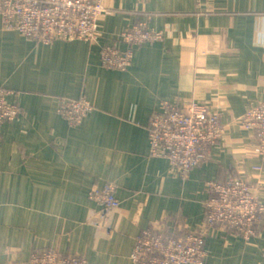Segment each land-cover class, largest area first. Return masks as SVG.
<instances>
[{"label": "crops", "instance_id": "1", "mask_svg": "<svg viewBox=\"0 0 264 264\" xmlns=\"http://www.w3.org/2000/svg\"><path fill=\"white\" fill-rule=\"evenodd\" d=\"M102 1L93 42L43 44L4 30L0 16V88L24 114L0 126V264H27L45 249L137 264L141 230L202 228L210 182L238 176L264 191V156L240 121L264 101V0ZM139 20L162 40L135 46L125 71L104 66L103 48L124 51L121 33ZM81 97L93 110L73 127L58 106ZM178 100L205 102L223 126L185 179L150 155L147 130L164 101ZM107 182L119 206L102 215L89 192ZM256 228L249 241L209 229L203 264H264V217Z\"/></svg>", "mask_w": 264, "mask_h": 264}, {"label": "built area", "instance_id": "2", "mask_svg": "<svg viewBox=\"0 0 264 264\" xmlns=\"http://www.w3.org/2000/svg\"><path fill=\"white\" fill-rule=\"evenodd\" d=\"M203 0H195L201 8ZM102 0H0L3 29L16 31L43 44L54 40H83L93 42L97 22L106 12ZM127 44L124 51L106 46L102 50L104 66L125 71L133 48L163 38L162 32L151 30L145 20L135 22L122 31ZM12 92L0 88V126L16 121L23 111L17 101L9 100ZM93 110L85 98L61 100L58 113L70 126H78ZM245 130L255 132L254 151L264 156V101L247 108L241 115ZM150 155L166 158L185 179L188 172L206 156L203 149L222 138L223 126L219 115L201 101H164L162 110L150 115L147 124ZM211 195L205 200L204 223L197 231L182 230L174 234L173 226L145 228L136 236L130 258L137 264H203L204 240L209 229L233 232L245 241L257 235V223L264 217V191L261 182L230 176L222 182H210ZM116 185L107 182L90 190L89 198L106 215L119 206ZM27 264H90L76 255H62L53 249L33 252Z\"/></svg>", "mask_w": 264, "mask_h": 264}]
</instances>
